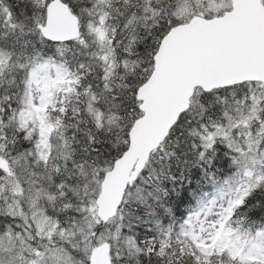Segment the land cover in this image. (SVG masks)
I'll return each mask as SVG.
<instances>
[{
    "label": "snow or ice",
    "instance_id": "1",
    "mask_svg": "<svg viewBox=\"0 0 264 264\" xmlns=\"http://www.w3.org/2000/svg\"><path fill=\"white\" fill-rule=\"evenodd\" d=\"M0 264H264V0H0Z\"/></svg>",
    "mask_w": 264,
    "mask_h": 264
}]
</instances>
